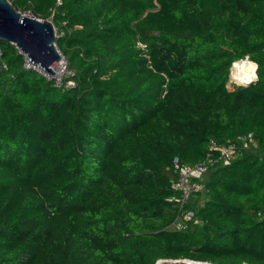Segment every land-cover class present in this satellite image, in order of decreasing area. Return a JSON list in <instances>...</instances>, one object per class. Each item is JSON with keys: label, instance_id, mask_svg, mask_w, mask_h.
<instances>
[{"label": "trees", "instance_id": "obj_1", "mask_svg": "<svg viewBox=\"0 0 264 264\" xmlns=\"http://www.w3.org/2000/svg\"><path fill=\"white\" fill-rule=\"evenodd\" d=\"M9 1L53 21L75 86L0 40V264H264V0ZM249 133L169 229L175 160Z\"/></svg>", "mask_w": 264, "mask_h": 264}, {"label": "built area", "instance_id": "obj_2", "mask_svg": "<svg viewBox=\"0 0 264 264\" xmlns=\"http://www.w3.org/2000/svg\"><path fill=\"white\" fill-rule=\"evenodd\" d=\"M23 57V67L25 70L37 72L46 80L53 81L57 88H73L75 86V83L69 79L72 76V72L68 69L66 59L63 55L60 62L53 65L54 74H49L41 69L39 65L30 62L26 55H23ZM230 81L231 87L229 88L241 84L236 80H232L231 75ZM252 147L256 148L257 144L253 134L249 133L239 136L235 142L226 145H220L212 141L204 159L195 164H181L178 160H175L174 172L177 175L173 183L175 194L169 200L175 204L177 213L168 228L175 231L186 230L195 218V212L189 206L192 196L194 192L204 189V185L201 182L203 175L219 163L226 165L232 162L239 150L250 149Z\"/></svg>", "mask_w": 264, "mask_h": 264}, {"label": "water", "instance_id": "obj_3", "mask_svg": "<svg viewBox=\"0 0 264 264\" xmlns=\"http://www.w3.org/2000/svg\"><path fill=\"white\" fill-rule=\"evenodd\" d=\"M57 30L50 19H39L30 12H21L9 0H0V40L14 44L29 61L54 74L53 65L62 54L56 46ZM248 60V59H247ZM250 63H257L248 60ZM251 69L250 65L245 71ZM257 76L252 80L253 83ZM249 83V84H250ZM156 264H212L190 260H159Z\"/></svg>", "mask_w": 264, "mask_h": 264}, {"label": "bare ground", "instance_id": "obj_4", "mask_svg": "<svg viewBox=\"0 0 264 264\" xmlns=\"http://www.w3.org/2000/svg\"><path fill=\"white\" fill-rule=\"evenodd\" d=\"M247 65H250L251 67L249 71L244 70ZM232 67V79L236 80L239 83L247 84L255 78L256 66L248 62L247 59L235 63Z\"/></svg>", "mask_w": 264, "mask_h": 264}, {"label": "rangeland", "instance_id": "obj_5", "mask_svg": "<svg viewBox=\"0 0 264 264\" xmlns=\"http://www.w3.org/2000/svg\"><path fill=\"white\" fill-rule=\"evenodd\" d=\"M21 11V10H20ZM233 68V67H232ZM231 73H232V69H231ZM231 75V74H230ZM232 79V76H231ZM233 80V79H232ZM239 83V82H238ZM228 86L231 87V81H229ZM182 260V259H181Z\"/></svg>", "mask_w": 264, "mask_h": 264}]
</instances>
